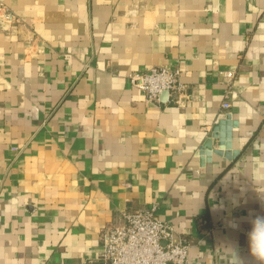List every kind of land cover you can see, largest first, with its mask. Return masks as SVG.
<instances>
[{"label":"crops","instance_id":"0c3cea01","mask_svg":"<svg viewBox=\"0 0 264 264\" xmlns=\"http://www.w3.org/2000/svg\"><path fill=\"white\" fill-rule=\"evenodd\" d=\"M0 1V264H98L101 232L152 203L187 264H262L264 0ZM153 65L180 70L176 101L128 81Z\"/></svg>","mask_w":264,"mask_h":264},{"label":"built area","instance_id":"2783aa9c","mask_svg":"<svg viewBox=\"0 0 264 264\" xmlns=\"http://www.w3.org/2000/svg\"><path fill=\"white\" fill-rule=\"evenodd\" d=\"M17 22L8 5L0 1V23L10 27ZM180 74L178 68L153 65L145 70L130 71L127 78L144 91L146 101L161 104L163 91L167 92L166 100L176 101L183 88ZM234 74L229 69L220 71L228 88ZM226 97L221 102L223 109L230 106ZM123 217L122 224L108 226L101 232L98 264H187L190 241L176 236L174 227L157 215L156 203L127 211Z\"/></svg>","mask_w":264,"mask_h":264},{"label":"clouds","instance_id":"9594fccd","mask_svg":"<svg viewBox=\"0 0 264 264\" xmlns=\"http://www.w3.org/2000/svg\"><path fill=\"white\" fill-rule=\"evenodd\" d=\"M250 224L248 240L251 255L264 264V216H255Z\"/></svg>","mask_w":264,"mask_h":264},{"label":"water","instance_id":"95a60500","mask_svg":"<svg viewBox=\"0 0 264 264\" xmlns=\"http://www.w3.org/2000/svg\"><path fill=\"white\" fill-rule=\"evenodd\" d=\"M160 99L162 100V101H165L166 99H167V92L166 91H163L162 93H161V95H160ZM226 117H229V115L227 114V116ZM218 128V125H213L212 126V128H211V133H210V135H208V137L205 139V141H204V146L205 147H207L208 149L210 148V149H212V139H213V137H217V134H216V129ZM220 144H225V146L224 147H226L227 149H229V143L228 142H226L225 143V141H222V140H220V142H219ZM223 147V148H224ZM221 148L222 147H220V149H212L215 153H218V154H221V155H223L224 157H226V158H230V155H229V151L227 150H221ZM236 152L237 151H233V155H235L236 154Z\"/></svg>","mask_w":264,"mask_h":264}]
</instances>
